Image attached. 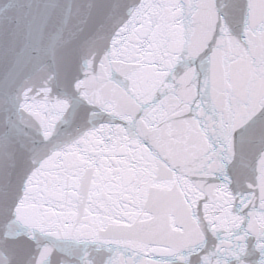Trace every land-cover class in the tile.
Returning <instances> with one entry per match:
<instances>
[{"label":"snow or ice","instance_id":"1","mask_svg":"<svg viewBox=\"0 0 264 264\" xmlns=\"http://www.w3.org/2000/svg\"><path fill=\"white\" fill-rule=\"evenodd\" d=\"M0 264H264V0H0Z\"/></svg>","mask_w":264,"mask_h":264}]
</instances>
